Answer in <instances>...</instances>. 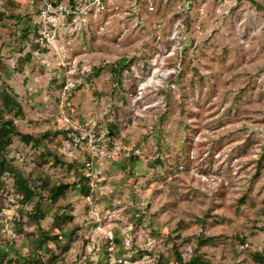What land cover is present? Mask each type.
Here are the masks:
<instances>
[{
	"label": "rangeland",
	"instance_id": "374dc122",
	"mask_svg": "<svg viewBox=\"0 0 264 264\" xmlns=\"http://www.w3.org/2000/svg\"><path fill=\"white\" fill-rule=\"evenodd\" d=\"M145 1L68 17L43 0H0V90L24 116L0 115L42 137H14L6 159L36 189L41 176L81 172L91 191L24 203L0 175V250L13 264L16 252L175 264L176 250L186 264H264V0ZM37 202L49 213L39 224ZM54 211L73 215L68 247L45 253Z\"/></svg>",
	"mask_w": 264,
	"mask_h": 264
},
{
	"label": "trees",
	"instance_id": "16d2710c",
	"mask_svg": "<svg viewBox=\"0 0 264 264\" xmlns=\"http://www.w3.org/2000/svg\"><path fill=\"white\" fill-rule=\"evenodd\" d=\"M71 5H74L73 0L70 1ZM29 58V56H28ZM6 65L0 59V81L1 74L6 69ZM114 77L121 75L122 69L117 66L112 68ZM0 110L5 111L8 114L14 115V117L24 116L23 110L19 102L6 91L0 90ZM14 137H18L22 142L26 144H33L35 146H40L42 143V137H34L30 134H25L19 132L13 119H5L3 115H0V175L5 173L10 174L13 177V190L14 193L20 196L23 202L33 201L36 197L38 199H43L42 192L48 191L50 194L51 204H55L60 196H65L69 189L77 188L80 184L78 191L84 197L90 195V185L89 177L85 173H78L79 182L74 183H60L50 185L49 179L45 176L40 177V187L37 189L30 185L27 178L15 167L11 166L7 159L6 153L8 147L11 145ZM58 160V159H57ZM56 160V161H57ZM75 163L69 164L70 168L75 167ZM84 166V165H83ZM76 168V167H75ZM41 190V191H39ZM48 208L43 209L40 202H37L35 210L29 214V219L31 222L40 223V221L48 217ZM73 215L68 212H59L54 211L52 217L51 227L48 230H41V235L38 240V248L45 253L51 252L49 244L53 243L58 247H61V237L65 236L68 232L66 225L71 222ZM208 239L199 238V246L205 244ZM68 245H64L62 248L63 251L67 249ZM10 252H4L0 250V264H13L15 259L9 257ZM175 264H186L181 256V254L176 250L175 251ZM17 256V262L19 264H65L63 259L58 255H53L51 258L45 259L42 256H38L34 261L32 259H27L22 256L20 253L16 252L14 254ZM262 259V257H261ZM196 256L192 259L191 263H196ZM161 264V263H159ZM170 264V263H166Z\"/></svg>",
	"mask_w": 264,
	"mask_h": 264
},
{
	"label": "built area",
	"instance_id": "2783aa9c",
	"mask_svg": "<svg viewBox=\"0 0 264 264\" xmlns=\"http://www.w3.org/2000/svg\"><path fill=\"white\" fill-rule=\"evenodd\" d=\"M117 0H75V4L71 5L70 2L67 4L58 3L52 0H43V4L46 11L53 15L62 16H78L79 14L86 13V11L92 7L103 8L110 2ZM145 8L147 11H153L154 7L152 2L148 0L145 1Z\"/></svg>",
	"mask_w": 264,
	"mask_h": 264
}]
</instances>
